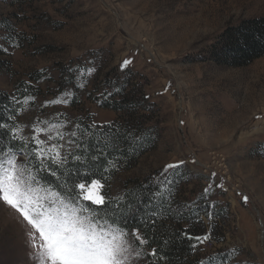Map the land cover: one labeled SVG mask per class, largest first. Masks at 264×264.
<instances>
[{"label": "rangeland", "instance_id": "obj_1", "mask_svg": "<svg viewBox=\"0 0 264 264\" xmlns=\"http://www.w3.org/2000/svg\"><path fill=\"white\" fill-rule=\"evenodd\" d=\"M261 16L264 0H0V37L20 45L0 41L10 63L0 65V92L28 86L22 102L34 95L33 110L55 116L37 105L70 91L71 107L60 111L107 125L120 112L99 106L104 79L142 89L159 138L110 178L113 190L182 160L178 197L206 206L195 236L210 238L198 261L264 264V56L233 67L208 55L226 27ZM30 252L23 225L0 207V264H25Z\"/></svg>", "mask_w": 264, "mask_h": 264}, {"label": "snow or ice", "instance_id": "obj_2", "mask_svg": "<svg viewBox=\"0 0 264 264\" xmlns=\"http://www.w3.org/2000/svg\"><path fill=\"white\" fill-rule=\"evenodd\" d=\"M0 41L8 47L20 46L10 35ZM5 51L0 43V52ZM131 63L125 59L121 68ZM87 71L91 74L95 69ZM30 91L28 86L22 92L17 89L19 96L13 93L0 103V207L10 208L24 227L31 249L25 264H172L166 249L176 236L196 241L190 251L210 238L190 236L187 228L158 236L161 217L156 199L173 183L169 172L174 173L184 161L165 165L158 174L159 183L153 180L154 187L141 186L142 195L127 186L113 190L110 177L118 170L121 153L109 146L113 137L104 133L111 130L118 135V130L60 111L56 106L71 107L70 91L63 92L62 99L37 105L51 108L55 116L35 111L34 95L22 102ZM208 194L205 188V197ZM243 199L247 203L248 197ZM164 203L169 218H175L171 216L175 200ZM213 215L209 212L208 218Z\"/></svg>", "mask_w": 264, "mask_h": 264}, {"label": "trees", "instance_id": "obj_3", "mask_svg": "<svg viewBox=\"0 0 264 264\" xmlns=\"http://www.w3.org/2000/svg\"><path fill=\"white\" fill-rule=\"evenodd\" d=\"M208 55L218 63L233 67L248 65L253 60L264 56V17L244 19L236 26L226 27L216 42L208 49ZM0 65L7 67L10 63L0 59ZM102 85H106L108 89L104 93L112 92L113 95L102 96L103 98L98 99L99 106L120 112L119 120L111 124L119 134L115 135L111 130H106L104 133L105 137H113L109 146L119 149L121 153L118 170H115L112 176L114 177L121 170H129L134 167L143 154L155 148L159 138L158 118L154 114L153 103L147 100L148 96L143 94L142 89L136 90V87H130L129 84H125V81L119 83L117 80L112 81L111 79H104ZM116 89H120V91L117 93ZM8 99L5 92H0V103H6ZM180 170L179 168L174 173L169 172L168 179L173 183L171 187L163 191L160 198L156 199L157 211L161 217L156 225L159 230L158 236L179 233L181 229L185 228L189 230L190 236H195L201 231L202 219L200 216L206 206L195 201L187 205L184 199L178 197L177 190L183 178ZM157 177L158 175L155 177L148 175L143 178L130 179L125 182L124 186L137 195H142L144 192L141 186L154 187L152 181L157 180ZM169 198L175 200L171 210V216L175 218H169L170 214L164 203ZM190 244H196V241L182 239L180 236L175 237L172 244L166 249L172 264H198L201 257L197 254V249L189 250Z\"/></svg>", "mask_w": 264, "mask_h": 264}]
</instances>
